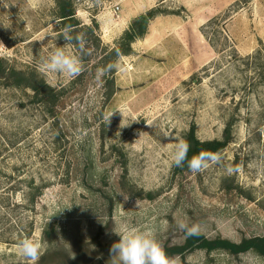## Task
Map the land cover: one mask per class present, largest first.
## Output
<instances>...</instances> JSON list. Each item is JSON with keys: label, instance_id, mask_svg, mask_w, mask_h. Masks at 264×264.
<instances>
[{"label": "rangeland", "instance_id": "1", "mask_svg": "<svg viewBox=\"0 0 264 264\" xmlns=\"http://www.w3.org/2000/svg\"><path fill=\"white\" fill-rule=\"evenodd\" d=\"M72 8L67 42L55 0H0V264H31L17 251L25 238L42 245L36 264H113L115 232L150 230L165 251L184 244L181 221L208 240L264 238V0ZM149 10V35L111 58ZM57 48L79 59L78 75L41 71ZM113 63L122 70L97 77ZM192 127L201 142L228 138L198 173L171 164ZM169 260L264 264L252 251Z\"/></svg>", "mask_w": 264, "mask_h": 264}, {"label": "clouds", "instance_id": "2", "mask_svg": "<svg viewBox=\"0 0 264 264\" xmlns=\"http://www.w3.org/2000/svg\"><path fill=\"white\" fill-rule=\"evenodd\" d=\"M63 39L71 42L74 37L70 35V30L66 28L63 33ZM77 42L80 43L79 38ZM82 46V45H81ZM41 71L63 74L66 77H74L81 71L79 59L70 54H66L62 48H57L47 57L40 61ZM110 70H122L116 63L110 64L102 72L97 73V77ZM112 115V114H111ZM164 137H169L162 134ZM188 145L186 143H177L171 154V164L175 167L182 166L187 162L189 170L200 172L209 166V163L218 161L219 157L213 154L200 153L188 158ZM231 172V169H228ZM178 228L184 231L187 236L200 234L198 224L189 225L186 222H178ZM119 239L114 242L109 249L110 258L113 264H170L164 250L155 239L150 230H137L135 228L124 227L119 232H115ZM18 254L31 264H36L42 254V245L40 242L32 239H21L17 243Z\"/></svg>", "mask_w": 264, "mask_h": 264}, {"label": "trees", "instance_id": "3", "mask_svg": "<svg viewBox=\"0 0 264 264\" xmlns=\"http://www.w3.org/2000/svg\"><path fill=\"white\" fill-rule=\"evenodd\" d=\"M57 5V16L61 23H64L66 28L77 27V22L74 19V10L72 8V0H55ZM149 10L145 14L136 17L130 24L128 29L123 33L118 48L110 50L108 55L111 58H116L120 55H128L131 51L130 45L136 40H141L147 33L149 22L152 21L159 13ZM88 31H94L96 25L93 24L92 28H87ZM108 56V57H109ZM9 76V75H8ZM43 89L47 90V95L52 96V91L49 87L43 85ZM32 90H39L37 86H31ZM49 92V93H48ZM38 94V93H37ZM42 101V100H41ZM228 138L222 140H213L201 142L195 136L194 128L192 127L186 136L183 138V143L188 147V158H191L200 153L215 154L224 149L228 144ZM183 169H189L187 162L182 166ZM193 249H200L207 252L215 250H225L231 254H240L252 251L258 256L264 258V238H253L243 240L238 244L231 243L224 240H208L201 235L187 236L182 246H176L166 249L164 252L167 257L174 255H183L187 251Z\"/></svg>", "mask_w": 264, "mask_h": 264}, {"label": "crops", "instance_id": "4", "mask_svg": "<svg viewBox=\"0 0 264 264\" xmlns=\"http://www.w3.org/2000/svg\"><path fill=\"white\" fill-rule=\"evenodd\" d=\"M145 11H146V10H145ZM143 12H144V11H143ZM143 12H139V13L137 14L136 17H138V15L142 14ZM154 20H156V17H155L152 21L149 22V25H148V28H147V33L145 34V36L149 35L148 33H149V31H150V25L152 24V22H153ZM164 34H166V31H164Z\"/></svg>", "mask_w": 264, "mask_h": 264}]
</instances>
